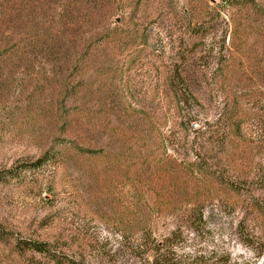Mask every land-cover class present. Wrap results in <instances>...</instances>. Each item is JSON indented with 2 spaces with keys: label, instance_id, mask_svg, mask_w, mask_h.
Listing matches in <instances>:
<instances>
[{
  "label": "rangeland",
  "instance_id": "1",
  "mask_svg": "<svg viewBox=\"0 0 264 264\" xmlns=\"http://www.w3.org/2000/svg\"><path fill=\"white\" fill-rule=\"evenodd\" d=\"M178 76L196 102L176 105ZM10 168L0 229L62 264H140L156 242L170 264H264V10L0 0ZM12 244L0 241V264H55Z\"/></svg>",
  "mask_w": 264,
  "mask_h": 264
},
{
  "label": "trees",
  "instance_id": "2",
  "mask_svg": "<svg viewBox=\"0 0 264 264\" xmlns=\"http://www.w3.org/2000/svg\"><path fill=\"white\" fill-rule=\"evenodd\" d=\"M231 2L252 5L259 12H263L264 10V0H222V3L226 5H230ZM166 85L170 89L172 97L175 99V103L178 107H181V105L188 104L192 101L196 102V90H192V86H194L193 80L183 79L182 77L178 76L175 79L167 80ZM43 161H45V158L41 157L35 160V162H33L31 165L39 166L43 163ZM15 176L16 173L12 168L8 170H0V183L5 181L6 177L12 178ZM7 240L13 241L12 248L17 254L21 255L25 251H31L47 256L55 264H62L60 261L61 258L50 250L48 243L35 242L25 239H13L12 236H9L8 234L4 233L2 229H0V241L3 242ZM150 251L152 255H147L140 264H148V262H150V264H170V261H172L170 256H172L173 253H170V250H168L163 242H156L155 244L153 243L152 249ZM140 260H142L141 257L139 258V261ZM66 264L75 263L73 261H66ZM198 264H205V262L200 260Z\"/></svg>",
  "mask_w": 264,
  "mask_h": 264
}]
</instances>
